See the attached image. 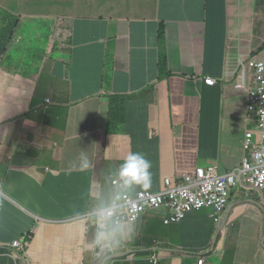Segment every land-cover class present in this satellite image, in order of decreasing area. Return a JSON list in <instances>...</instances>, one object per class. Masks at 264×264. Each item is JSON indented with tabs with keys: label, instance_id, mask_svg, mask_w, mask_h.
Segmentation results:
<instances>
[{
	"label": "crops",
	"instance_id": "crops-1",
	"mask_svg": "<svg viewBox=\"0 0 264 264\" xmlns=\"http://www.w3.org/2000/svg\"><path fill=\"white\" fill-rule=\"evenodd\" d=\"M105 1V13L87 19L75 14L71 0H0V144L34 150L32 162L49 169V184L39 197L54 219H60L61 200L71 191L99 187L93 204L107 207L104 184L118 176V163L131 152L151 162L150 184L159 189L163 179L176 182L197 168L234 171L245 156L247 131L259 128L248 109L258 97L264 70H256V81L243 82L242 91L236 89L235 72L240 59L264 45V0H207L206 11L191 0ZM162 23L170 41L166 70L159 65L157 44L147 54L136 44L146 36L160 39ZM112 31L118 39L111 45ZM15 43L29 47L18 65L12 61L19 53H10ZM200 68L219 84L187 83ZM18 93H27L29 102L10 106L7 99ZM42 105L47 109L38 111ZM81 153L90 161L84 170ZM263 205L259 195L240 190L223 225L258 226L264 237ZM260 215L262 223L256 225L252 219ZM197 221L200 240L211 252L218 237L213 221L205 214L195 216L192 224ZM240 235L230 228L227 239ZM35 238L40 241L34 242L30 264L37 254L51 264H82V256L87 264L94 258L81 228L73 238L66 229L43 225ZM169 238L163 231L152 242L158 246ZM4 240L1 234L0 243ZM239 258L264 264V253L258 250L252 254L241 247Z\"/></svg>",
	"mask_w": 264,
	"mask_h": 264
},
{
	"label": "clouds",
	"instance_id": "clouds-1",
	"mask_svg": "<svg viewBox=\"0 0 264 264\" xmlns=\"http://www.w3.org/2000/svg\"><path fill=\"white\" fill-rule=\"evenodd\" d=\"M159 1L165 3L167 0ZM227 13L235 22L233 14L229 11ZM176 19L178 26L181 25L177 14ZM227 22L229 24L228 20ZM162 35L164 30L161 29L160 39ZM149 38L146 36L144 40L136 41V44L144 47L143 51L146 54L156 50V43H151ZM240 62L235 72L238 76L236 86L238 91H242L243 82L256 81V70H264V45L259 51L254 50L248 58L240 59ZM203 69L200 68L194 76L188 77L185 81L193 87L201 82L206 86L216 87L219 84L218 80L212 76L203 75ZM263 89L264 80L260 79L258 97L248 109L249 113L257 116L259 128L247 131V138L243 145L245 154L243 162L230 173L221 174L218 171L222 176L238 173L246 161L252 163V154L255 150L264 152V138L259 115ZM24 102L25 100L16 94L10 95L7 99L10 106ZM44 103L48 105L49 101ZM44 109L47 107L44 108L42 105L38 111ZM36 156L37 153L34 150L24 151L19 144L8 146L0 144V236L8 232L15 233V239L10 245H4L1 248L0 243V262L30 264L28 258L34 248V242L38 239L35 237L32 239L30 228L37 223L66 229L73 234V238H76L78 229L85 230L94 253L92 262L87 264H147L148 262L160 264L162 260L164 264H225L228 256L239 264H258L256 261L241 260L239 258L241 247L247 248L252 254H255L257 250L264 253V237L258 226L254 229H242L241 235L233 241L227 239L228 230L235 226L228 222L223 225V220L231 206L234 191L240 189L251 196L259 195L264 202V190H254L240 181L229 186L230 190L227 191L223 204L200 201V207L191 205L190 210H186L184 220H174L170 201L172 195L178 191L179 184L187 177L199 179L197 170H218L217 167L197 168L194 173L183 175L176 182L171 178L163 179L161 188L158 189L150 184L151 162L139 152H131L120 164L118 176L104 184L110 198V204L107 207H97L93 204L95 192L99 187L88 188L83 192L71 191L61 200L60 219H54L47 214V208L39 197V192L49 184L47 177L50 172L49 169L32 162ZM89 166L90 161L87 155L81 153V170ZM181 206L189 205L183 200ZM70 210L69 216L64 217ZM89 212L92 214L87 215ZM201 214H205L213 221L218 233L211 252L200 240L202 228L200 222L192 224L195 216ZM262 217V215L257 216L252 221L260 225ZM163 231L169 233V243L165 247H161L162 243L158 246L154 245L152 242L154 236ZM253 236H255L254 241ZM255 244L257 248L254 247ZM258 245H261L262 249L258 248ZM160 250L163 251L162 258L158 256ZM82 264H85V258Z\"/></svg>",
	"mask_w": 264,
	"mask_h": 264
},
{
	"label": "built area",
	"instance_id": "built-area-1",
	"mask_svg": "<svg viewBox=\"0 0 264 264\" xmlns=\"http://www.w3.org/2000/svg\"><path fill=\"white\" fill-rule=\"evenodd\" d=\"M262 93L259 115L264 138V89ZM197 172L199 179L185 178L177 187L178 191L171 197L170 207L174 220H184V213L186 210H190L191 205L200 207L201 202L223 204L227 191L230 190L229 186L235 185L239 181L254 190H264V152L261 153L260 150H255L252 154V163L246 161L242 170L233 175L222 176L216 169L197 170ZM183 200L189 206L182 207L181 203Z\"/></svg>",
	"mask_w": 264,
	"mask_h": 264
},
{
	"label": "rangeland",
	"instance_id": "rangeland-1",
	"mask_svg": "<svg viewBox=\"0 0 264 264\" xmlns=\"http://www.w3.org/2000/svg\"><path fill=\"white\" fill-rule=\"evenodd\" d=\"M193 2H195L196 4H200L203 9L206 11L207 7H208V1L207 0H191ZM71 8L72 10L75 12V14H77L78 16L82 17V18H87V19H92L95 17H98V15L100 14H104L106 11V1L105 0H80L79 2H77L76 0H71ZM207 17L205 16V21H206ZM12 25L14 26V30L18 29V24L17 21L14 17H12ZM167 28V24L166 23H162L159 26V29H166ZM131 34V33H129ZM118 39L116 33L114 31H112L108 37V42L111 43V45L113 43L116 42V40ZM150 42H155L159 47H160V52H161V56L159 57V65L161 66L162 70H166L167 69V58H166V50L169 47L170 41L168 39V37H165L164 35H162V38L159 39L158 36H156V38H153L150 36ZM28 45L24 44V43H15L11 48H10V53H19V58H16L12 61V63L14 65H18L19 63L23 62L25 57L24 54L29 50L28 49ZM35 72H44L43 69L39 70L37 68H33L32 69ZM149 89V88H147ZM18 96L22 97L25 102H29L30 98L29 95L27 93H18ZM104 135H106V132H104ZM110 140H112V138L110 137ZM116 141L118 140V138L115 139ZM113 141V140H112ZM126 156L123 157L121 163L123 162L124 158ZM120 162L118 164H121ZM240 191V189H237L234 191V193H238ZM234 234L238 235L241 232V227L239 225L235 226L234 228L231 229ZM35 234L34 232L32 233V239H34ZM69 237V236H68ZM70 238V237H69ZM15 239V233L13 232H8L5 234V240L3 243H1L2 247L4 245H10L11 242ZM263 243V242H262ZM258 248L262 249L261 245H258ZM41 252H45L48 253V251L44 248H41ZM82 260H84V257H81ZM34 264H51L45 257V255H36L34 257L33 260ZM228 264H237L233 259H230Z\"/></svg>",
	"mask_w": 264,
	"mask_h": 264
},
{
	"label": "trees",
	"instance_id": "trees-1",
	"mask_svg": "<svg viewBox=\"0 0 264 264\" xmlns=\"http://www.w3.org/2000/svg\"><path fill=\"white\" fill-rule=\"evenodd\" d=\"M9 44H11V37H10ZM43 225H45V224H43V223H37V224H34V225L30 228V230H31L32 233L34 232V234L36 235L37 232L40 230V228H41ZM38 239H39V238H38ZM39 241H40V239H39ZM52 241H53V242L55 241V239H54L53 236H52ZM168 243H169V240H167V241H163V243L161 244V247H165V246H167ZM162 254H163V251L160 250V251L158 252V256L162 258ZM160 264H164L163 260H162V262H161Z\"/></svg>",
	"mask_w": 264,
	"mask_h": 264
}]
</instances>
